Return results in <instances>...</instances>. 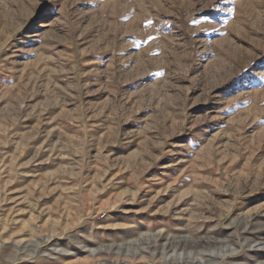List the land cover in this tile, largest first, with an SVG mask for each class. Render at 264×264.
I'll list each match as a JSON object with an SVG mask.
<instances>
[{"label":"rangeland","instance_id":"obj_1","mask_svg":"<svg viewBox=\"0 0 264 264\" xmlns=\"http://www.w3.org/2000/svg\"><path fill=\"white\" fill-rule=\"evenodd\" d=\"M0 264H264V0H0Z\"/></svg>","mask_w":264,"mask_h":264}]
</instances>
